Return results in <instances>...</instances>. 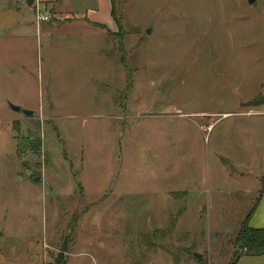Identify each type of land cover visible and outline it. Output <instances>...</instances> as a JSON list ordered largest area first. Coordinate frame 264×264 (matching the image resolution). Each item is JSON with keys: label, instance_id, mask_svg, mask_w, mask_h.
I'll list each match as a JSON object with an SVG mask.
<instances>
[{"label": "rangeland", "instance_id": "rangeland-1", "mask_svg": "<svg viewBox=\"0 0 264 264\" xmlns=\"http://www.w3.org/2000/svg\"><path fill=\"white\" fill-rule=\"evenodd\" d=\"M112 1L120 26L0 47V264H230L264 168V0Z\"/></svg>", "mask_w": 264, "mask_h": 264}, {"label": "crops", "instance_id": "crops-1", "mask_svg": "<svg viewBox=\"0 0 264 264\" xmlns=\"http://www.w3.org/2000/svg\"><path fill=\"white\" fill-rule=\"evenodd\" d=\"M32 1V5L28 6L26 0H0V47H4V52L7 57H15L20 55L28 54V50L30 47L32 48H41L42 41L43 46L46 49H52L53 47H58L57 37H61L67 32H71V30L75 29H85L90 28L89 23H98L102 25H107L110 20V1L109 0H93V8L87 9L86 13H82V11H78L77 2L80 0H30ZM89 1V0H88ZM108 20L103 23L99 22L97 19L92 17L94 10L98 7H104L108 4ZM35 6H46L48 7L55 16H65L66 14L77 15L79 18H84L86 22H76L70 26H62V27H45L46 29H42L41 27L37 28L32 23L34 20L31 19L33 9ZM101 9V8H100ZM91 15V17H90ZM90 17V18H89ZM88 23V24H87ZM92 30V29H91ZM94 31V30H93ZM33 33L38 34L34 38ZM53 51V50H51ZM11 52H14L11 55ZM15 52H18L15 54ZM29 55V54H28ZM23 64V65H22ZM19 70L20 74L25 76V68L27 71L29 67L31 69L33 62L30 61L22 62ZM22 75H19L22 76ZM29 79V76H28ZM264 95V93H258ZM257 96V95H255ZM254 96V97H255ZM247 102V101H245ZM240 102L237 107L241 103ZM230 114H223L222 117H226ZM249 117H257L264 118V115L259 116H249ZM245 172L241 173V178H250L254 180L258 189L255 194L250 198V206L252 208L254 204V200L258 199L259 191H260V180L264 179V168L259 172L258 175L251 173L250 171L243 170ZM246 216H244L243 220ZM242 220V221H243ZM240 221V224L242 223ZM249 227L252 229H260L264 227V193L261 195L259 201L257 202L256 208L249 219ZM240 228V227H239ZM238 228V230H239ZM238 232V231H237ZM235 264H264V254L257 256H240Z\"/></svg>", "mask_w": 264, "mask_h": 264}, {"label": "trees", "instance_id": "trees-1", "mask_svg": "<svg viewBox=\"0 0 264 264\" xmlns=\"http://www.w3.org/2000/svg\"><path fill=\"white\" fill-rule=\"evenodd\" d=\"M110 4H111V10H110V15L112 17V20L115 22V24L117 26H120V20L117 21L115 19V15H114V6H113V1L109 0ZM260 96L255 97L254 99H252V101H250V103H254L253 105H258V101L260 100ZM264 99V98H263ZM257 103V104H255ZM261 105V104H260ZM29 142L32 144L35 141H31V139H29ZM224 164L228 165V163ZM264 193V179L260 180V191H259V197L257 199V201L253 204L251 210L249 211V213L246 215L244 221L241 223L240 228L238 230V232L236 233L235 239H234V243L236 248H238V246H242L243 247V251L239 252L236 251L233 253L231 262L233 264L236 263L237 259L244 255V256H257V255H261L264 254V227L260 228V229H252L249 227V219L252 216L257 202L259 201L261 195ZM175 227V223L174 221L170 222L169 225V231H173ZM58 264H62L61 262Z\"/></svg>", "mask_w": 264, "mask_h": 264}, {"label": "water", "instance_id": "water-1", "mask_svg": "<svg viewBox=\"0 0 264 264\" xmlns=\"http://www.w3.org/2000/svg\"><path fill=\"white\" fill-rule=\"evenodd\" d=\"M26 2H27V5L28 6H31L32 5V1L26 0ZM248 3L249 4L254 3V0H248ZM9 106H10V109L13 112H15V113H20L21 112V110H20L19 107L12 106V105H9ZM23 114H24L25 117H31L32 116V113L31 112H28V111H23ZM31 141H33V139H31ZM28 177L31 178L32 177V174H29ZM37 182H38V179L37 178H34L33 179V183H37ZM237 250H239L240 252H242L244 249H243L242 246H238ZM195 259L199 260L200 259V256L195 255ZM230 264H233V263L231 262Z\"/></svg>", "mask_w": 264, "mask_h": 264}, {"label": "built area", "instance_id": "built-area-1", "mask_svg": "<svg viewBox=\"0 0 264 264\" xmlns=\"http://www.w3.org/2000/svg\"><path fill=\"white\" fill-rule=\"evenodd\" d=\"M45 6H35L34 19L36 24L48 23L50 16L48 13H40V8L44 9Z\"/></svg>", "mask_w": 264, "mask_h": 264}]
</instances>
